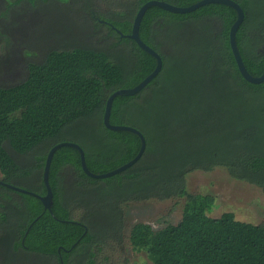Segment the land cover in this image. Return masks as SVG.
Wrapping results in <instances>:
<instances>
[{"label":"trees","instance_id":"trees-1","mask_svg":"<svg viewBox=\"0 0 264 264\" xmlns=\"http://www.w3.org/2000/svg\"><path fill=\"white\" fill-rule=\"evenodd\" d=\"M48 1L75 4L88 34L81 24L75 29L95 43L65 37L27 64L25 79L0 84V179L39 195L47 192L48 153L61 142L79 144L97 174L138 154L140 137L108 129L105 108L112 93L135 87L157 66L121 35L131 33L150 0H13L7 12ZM160 1L185 7L200 0ZM235 1L245 12L238 48L248 71L260 76L264 0ZM236 19V10L222 3L188 13L146 11L140 37L160 54L162 70L139 93L117 96L110 116L112 124L143 133L145 152L123 172L97 179L84 172L77 149L59 148L49 175L52 211L37 196L0 183V264H98L105 247L124 246L128 205L175 198L186 200L181 220L161 229L134 224L128 237L134 250L154 264H264V222L241 221L232 212L209 216L215 196L191 193L186 181L191 172L223 167L264 190V82L240 73L230 44Z\"/></svg>","mask_w":264,"mask_h":264},{"label":"rangeland","instance_id":"rangeland-1","mask_svg":"<svg viewBox=\"0 0 264 264\" xmlns=\"http://www.w3.org/2000/svg\"><path fill=\"white\" fill-rule=\"evenodd\" d=\"M9 1L13 0H0V84L2 85H14L25 79L27 64L38 61L44 50L59 45L65 37L77 35L79 36L77 40L81 44L95 43L88 36L83 37L88 34L84 33L88 30L85 27L86 20L75 4L71 5L73 3L63 7L58 2L48 1L32 8L28 2H24L7 12ZM103 6L101 9L104 8ZM79 24L85 27L81 29L84 35L75 29ZM65 25H69V28ZM186 181L191 193L215 196V206L209 212V216L219 217L225 212H232L236 219L241 221L254 224L264 222V190L232 178L225 168L217 167L210 172L194 171L187 175ZM185 202L184 198H175L128 205L125 214L124 246L105 247L98 253V264H154L145 251H136L132 248L128 240L130 230L138 222L148 223L154 229L178 223L182 218ZM76 217L80 218L81 213Z\"/></svg>","mask_w":264,"mask_h":264},{"label":"water","instance_id":"water-1","mask_svg":"<svg viewBox=\"0 0 264 264\" xmlns=\"http://www.w3.org/2000/svg\"><path fill=\"white\" fill-rule=\"evenodd\" d=\"M211 3H222V4H226L229 5L231 7H233L236 12H237V19L236 21L233 23V25L231 26L230 29V44H231V48L237 63V66L240 70V73L242 74V76L249 82L251 83H255V84H259L264 82V72L262 75L260 76H254L252 75L244 61L243 58L241 56V53L239 51L238 48V44H237V32L241 26V24L243 23L244 19H245V12L242 8V6L237 3L235 0H200L192 5L189 6H185V7H181V6H176L170 3H167L165 1H160V0H150L147 1L145 4H143L139 11L137 12V15L133 21V26H132V31L130 34H121L122 36H127L133 40H135L137 42V44L144 49L145 51H147L148 53H150L151 55H153L156 59H157V66L154 69V71L149 74L142 82H140L138 85H136L133 88H124V89H119L117 91H115L114 93H112L110 95V97L107 100V104H106V108H105V113H104V123L105 126L108 129L111 130H123V131H131L135 134H137L140 139H141V148L138 152V154L129 162L119 166L116 169H113L109 172L106 173H102V174H97L92 172L87 165L86 162V156H85V152L84 149L77 143L74 142H61L57 145H55L54 147L51 148V150L48 153L47 159H46V163H45V168H44V182L46 185V189L47 192L45 195H39L36 193H33L29 190L26 189H22V188H18L15 187L13 185L4 183L3 181H1L0 179V183L5 184L8 187H11L15 190H18L20 192H24V193H29L32 194L34 196H37L43 203L44 207L50 211H52V205H53V190L52 187L50 185V180H49V175H50V169H51V164H52V160L54 157L55 152L64 146H70L73 147L75 149H77L80 153L81 156V164H82V168L84 170V172L93 178H97V179H103V178H108L111 177L113 175H116L118 173L123 172L124 170L128 169L129 167H131L132 165H134L143 155V153L145 152L146 146H147V142H146V138L144 137L143 133L141 131H139L138 129L131 127V126H127V125H115L112 124L110 122V116H111V111H112V106H113V102L115 100V98L117 96H133L137 93H139L140 91H142L153 79H155L157 77V75L161 72L162 67H163V61L162 58L160 56V54L155 51L152 47H150L148 44H146L140 37V26L143 20V17L146 13V11L151 7V6H159L163 9H166L168 11L174 12V13H188V12H192L206 4H211ZM117 31L119 33H121L120 30L117 29Z\"/></svg>","mask_w":264,"mask_h":264}]
</instances>
